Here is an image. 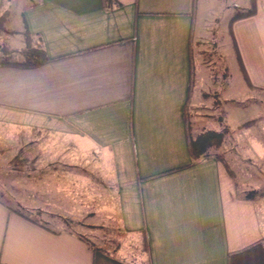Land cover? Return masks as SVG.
<instances>
[{"label": "crops", "instance_id": "obj_1", "mask_svg": "<svg viewBox=\"0 0 264 264\" xmlns=\"http://www.w3.org/2000/svg\"><path fill=\"white\" fill-rule=\"evenodd\" d=\"M11 1L0 13L46 58L0 59V264H140L124 256L140 232L150 264H264V196L241 195L220 159L187 146L186 116L193 135L227 126L243 150L215 14L195 27L197 0ZM254 8L227 32L250 92L264 93V0ZM20 149L33 163L18 171ZM28 211L120 234L95 244Z\"/></svg>", "mask_w": 264, "mask_h": 264}, {"label": "rangeland", "instance_id": "obj_2", "mask_svg": "<svg viewBox=\"0 0 264 264\" xmlns=\"http://www.w3.org/2000/svg\"><path fill=\"white\" fill-rule=\"evenodd\" d=\"M6 3V2H5ZM20 0L11 1V9L15 10L18 7ZM234 3H237L239 7H235ZM248 5V0H197V10H196V22L195 27L200 23L199 20L206 13H213L215 21L218 23L219 27V40L221 42L222 48L224 50L225 58L223 59V64L221 68V63H218V74L219 80L222 81L224 78L221 73H227L228 77L225 79L226 91L234 92L235 95H239L242 103V110L240 113L241 118V147L243 150H231L233 143L237 139H233L232 133L226 126L224 132L221 135L220 143L218 148L210 147L209 157H216L219 155L221 162L224 164L226 169H231L232 174L230 175L235 179L238 186V192L241 195H247V193H254L253 198H259L264 196V147L262 149H257L256 151L249 150L247 144L250 141L264 143V93L262 92H250L247 87L246 79L244 73L241 70L240 64L237 60L236 54L232 49L230 34L227 32L228 18L232 13L239 9H244ZM221 8L220 11H218ZM2 9H4L2 7ZM3 11L0 13V15ZM13 13V12H12ZM218 17V19H217ZM10 18V17H9ZM2 22L3 27L0 28V59L9 61H25L28 59V50L30 45L38 44L37 38L33 37L31 43L27 40L26 31L24 30L23 24H15L13 17ZM7 19V21H6ZM207 43L204 48L208 49L206 56L207 60L212 61L216 59L215 49L212 52V42L211 39H207ZM215 56H213V54ZM220 99V98H219ZM214 106V114H217L218 106L215 105V101L212 102ZM220 105V103H218ZM256 105V107L248 105ZM216 106V107H215ZM221 109L223 105H220ZM210 122V120H209ZM246 122H252L249 126H242ZM257 127V133L255 128H252L250 132L246 130L249 127ZM250 153V154H249ZM19 154L20 157L26 158L24 156L23 150H18L15 155ZM14 155V156H15ZM229 172V171H228ZM8 178V167L0 164V183L1 185ZM8 183L5 182V185ZM30 216L35 218H40L45 220V222L54 229L67 230L74 232L75 234L81 235L90 242L95 244H102V241L106 239L117 238L120 234L119 230L108 229L103 226H91L84 221L63 218L56 215L43 214L39 211H28ZM146 234H144L145 240Z\"/></svg>", "mask_w": 264, "mask_h": 264}, {"label": "trees", "instance_id": "obj_3", "mask_svg": "<svg viewBox=\"0 0 264 264\" xmlns=\"http://www.w3.org/2000/svg\"><path fill=\"white\" fill-rule=\"evenodd\" d=\"M250 1H251V6L244 11H238V12L234 13L231 17V20L233 18H236L239 16H245V15H248V14L254 12V9H255L254 8V0H250ZM7 15H8V11H3V13L0 15V28L3 27L2 22L5 20ZM45 58H46L45 53L42 49L31 46L30 49L28 50V60H25L21 64L36 65V64L41 63ZM238 61H239L241 70L244 73V76H246L245 72H244L243 65H242L239 57H238ZM2 62H4V61L2 60ZM250 124H252V122H246L242 126H249ZM221 135H222V132L213 131V130H207V131H203L197 135H193L190 132L189 122H188V119L186 116V139H187L188 150H189V153H190V156L192 157V159L209 157L211 155L209 152V148L210 147L217 148L219 146L220 140H221ZM216 157L218 159L222 158L219 155H216ZM32 163H33L32 160H29L27 158H22V157H20L19 154L13 156L10 159V166L13 169L18 170V171L28 169ZM228 171L231 175H233L231 169H228ZM246 197L247 198H253L254 193L249 192V193H247ZM261 241H262V244L264 247V238H262ZM118 243H117V246H118ZM130 243H131V245L129 247L130 251H129V253H124V256H127L129 258L128 260H130L131 262H134V263L135 262L139 263L138 261H136V258H138L140 260V264H150V257L148 254L147 242H146L145 238L143 237L142 233L141 232L139 233L138 240L134 239Z\"/></svg>", "mask_w": 264, "mask_h": 264}]
</instances>
